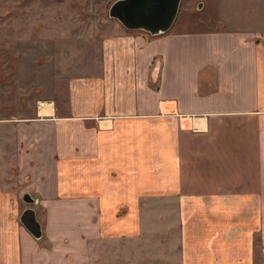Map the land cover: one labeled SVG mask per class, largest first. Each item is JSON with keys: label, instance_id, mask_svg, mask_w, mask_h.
Wrapping results in <instances>:
<instances>
[{"label": "crops", "instance_id": "0c3cea01", "mask_svg": "<svg viewBox=\"0 0 264 264\" xmlns=\"http://www.w3.org/2000/svg\"><path fill=\"white\" fill-rule=\"evenodd\" d=\"M136 31L59 97L0 118V264H92L97 243L142 238L178 264H264V0L218 1L200 30Z\"/></svg>", "mask_w": 264, "mask_h": 264}, {"label": "rangeland", "instance_id": "374dc122", "mask_svg": "<svg viewBox=\"0 0 264 264\" xmlns=\"http://www.w3.org/2000/svg\"><path fill=\"white\" fill-rule=\"evenodd\" d=\"M115 1L0 0V118L28 114L42 91L59 97L68 91L70 79L96 70L103 42L119 31H133L110 16ZM218 1H182L172 29L210 26ZM52 75L59 82H51ZM156 221L163 225L164 219ZM91 257L92 264H178L164 258L161 242L145 238L97 243Z\"/></svg>", "mask_w": 264, "mask_h": 264}, {"label": "water", "instance_id": "95a60500", "mask_svg": "<svg viewBox=\"0 0 264 264\" xmlns=\"http://www.w3.org/2000/svg\"><path fill=\"white\" fill-rule=\"evenodd\" d=\"M182 0H116L110 7L112 18L129 30H143L155 36L170 31L180 10ZM20 221L36 238L43 236L36 210L28 207Z\"/></svg>", "mask_w": 264, "mask_h": 264}, {"label": "flooded vegetation", "instance_id": "af4514ba", "mask_svg": "<svg viewBox=\"0 0 264 264\" xmlns=\"http://www.w3.org/2000/svg\"><path fill=\"white\" fill-rule=\"evenodd\" d=\"M182 1H184V0H182ZM27 206H31V203L27 204Z\"/></svg>", "mask_w": 264, "mask_h": 264}]
</instances>
